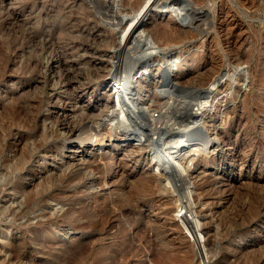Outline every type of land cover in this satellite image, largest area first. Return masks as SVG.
<instances>
[{"label": "rangeland", "instance_id": "1", "mask_svg": "<svg viewBox=\"0 0 264 264\" xmlns=\"http://www.w3.org/2000/svg\"><path fill=\"white\" fill-rule=\"evenodd\" d=\"M119 1L0 0V264H197L192 238L184 233L180 211L175 212L185 198L183 185L169 191L157 173L160 184L144 181L142 167L153 169L156 159L141 162L134 148L148 137L157 144L152 126L160 137L182 128L198 93L167 85L157 90L164 98L155 103L156 110L137 111L131 100L140 84H130L124 73L135 59L138 66L148 60L154 72L175 60L184 69L171 76L188 74L189 85L196 65L185 59L198 53L197 61L203 62L206 53L204 69L215 70L213 59L228 47L220 43L225 31L213 40L223 52L198 38L197 43L195 38L175 40L161 49L154 38L137 32L130 52L117 53L120 21L134 11L127 0ZM211 2V19L221 17L222 9L235 16L240 54L223 61L233 89L212 119L228 143L197 160L187 180L198 190L194 196L205 224L208 263L264 264V0ZM156 7L153 11L165 21L177 16L175 7V14ZM187 14L176 20L191 26ZM117 77L121 92L102 95ZM101 98L111 106L101 105ZM114 101L121 102L115 107ZM151 114L157 119L144 117ZM72 127L77 130L73 135ZM98 129L121 135L110 164L106 154L114 142L91 139L98 138ZM78 167L90 170L95 181L69 178ZM84 205L98 214L91 207L66 212ZM84 222L85 228L73 226Z\"/></svg>", "mask_w": 264, "mask_h": 264}, {"label": "bare ground", "instance_id": "2", "mask_svg": "<svg viewBox=\"0 0 264 264\" xmlns=\"http://www.w3.org/2000/svg\"><path fill=\"white\" fill-rule=\"evenodd\" d=\"M112 1L114 2L116 0H112ZM127 1L129 3H131L134 7V9H133L134 11L131 12L133 14V17H131V18L126 17L127 20L125 23L123 22L124 20L120 21L122 26H121V31H120V35H119L120 39L118 42L119 47L117 49V53L121 52V54H122V53H129L130 52V50H131L130 45H132L133 39H135V34L137 36V32H141V33L145 32L146 33L145 37L147 40L150 38V36L152 38H154L153 40H156L158 42L161 49H163L165 46L170 45L175 40H183V39H188V38H189V40H190V38H193V39L195 38L194 40L196 43L198 42L196 40V38L200 39L199 41L203 44L205 42H208L207 48L211 49V48H213V46H214V48L219 47L218 41H213L216 33L218 35V32L225 31L224 32V38L221 39L220 43L225 42V44L227 43L228 47H225V53H220L219 55L217 54L218 55L217 58L213 59L214 58L213 55L215 53L212 55V57H213L212 59L214 60V62H216L215 65H217V67L215 66L216 67L215 70L212 71V70L204 69L205 66L207 65V59L209 58L206 56V53L202 54L203 60H204L203 62L197 61L198 53H195V54L190 53V55L185 59V61H187V62L192 61L196 65V71H195L196 78L194 77L195 81L190 82L189 85L187 83L188 82V74H177V75L171 76V74L173 72H175V69H184V67L179 68L178 66L181 65L180 64L181 62L179 63L178 61H175V60L174 61L172 60L169 64H168V61H170V60H168L167 61L168 65L166 66V69H161L160 71L157 70V72H154V71H151L152 68H149L150 62H148V60L145 62H142L138 66L137 65L138 62H136V59L133 56V58L135 59V62H132L134 59L132 61L130 59L132 64H130L131 62L129 63L130 67L127 71V74L124 73V75H125L124 78H126V80L128 79L130 84H134L135 82H137V84H140L139 86L137 85V87H136V92H134L133 99H132L133 101L131 99H129V100H131V103L132 102L135 103V105L137 107L136 108L137 111H138V108L140 110H143L142 108L145 106H146V109L152 108V109L156 110V108L158 106L157 104L159 103V101L161 103L162 98H164L163 97L164 95L160 96L159 93L157 92V90L161 89V87L163 88L164 86H167V85H170L172 87L176 86V88H182L184 90H189V91L192 89L198 93L196 105L193 108L191 107L189 109L188 115L186 117H182V120H185L188 117L190 118V120H188L187 123H185L182 128H178L179 130H175V131H168V132L164 133L162 135V137H160L157 135L158 132H156L157 130L155 129V127L152 126V128H154V129H152V131H154V133H156L155 136L157 137V140L160 142V144L158 143V141H157L158 145L156 143H154L152 141L153 137L152 138L148 137L145 141L143 140L144 142L138 144V146H136V147L134 146L135 147L134 149H136L137 151H140V161L141 162H150V161L152 162L154 159H156L154 167H153L154 171H156V172H153V169H151V168L142 167L143 171H142L141 175L143 177V180L144 181L145 180H147V181L151 180V182L154 181V182H157L158 184H160L157 177L158 176L163 177L164 179H166L165 185L163 187H165V188L167 187V189H169V191L175 190L177 184H179L181 182V184L183 185V188H184L185 198H183L184 200H182L180 202V205L176 208L175 212L179 213V211H180V214L183 217L182 221L184 223H186L187 225L189 223H191L192 221H194L196 223H199L200 226L201 227L203 226V228H204L205 224L203 222V218L197 213L198 212L197 207H199L198 206L199 201L197 202V200L194 196V192H197L198 190L194 191V189H195L193 187L194 185L191 182H189V180H187V179L189 178L188 177L189 171L191 170L192 167H194L197 160L203 161L204 159H207L209 157L208 156L209 153H211L213 155H215L216 153H219V151L223 150L224 146L227 145V143H228L227 139L225 138L224 134L221 131V128H219V126L217 124L215 125L213 122L214 120L212 121V119L214 117H216L220 111L219 110L220 107L218 108L217 105L220 102L227 100L228 95L231 94L232 89H233V86H232L233 84L231 83V79L229 78L230 73L226 71V68L224 66L225 63L223 61L225 60V58H227L226 60L228 61L230 56H233L235 54H240V51L237 47V39H235L236 37L234 36V33H233L234 27L238 25V22H237L235 16L230 14V11H228V10L226 11L224 9L221 10V12H224V14H222L221 17L217 16V17L211 19L210 18V16H211L210 10L212 9V7H211V5H209L207 3V0H177L176 2H178V3L176 5L171 4V3L170 4L165 3V1H167V0H164V2L162 4H160V2H162V1L157 3V2H155V0H134V1L127 0ZM211 1L213 2L214 0H211ZM106 2H107V0H106ZM119 2H117V3H119ZM123 2H125V1H123ZM167 2H169V1H167ZM173 2H174V0H173ZM110 3H111V1H110ZM178 4H180L181 6H179ZM125 5H126V3H125ZM154 6H157V7L160 6L161 8H159V9H162V11H168L170 14L171 13L175 14V12H172L173 8L175 7L176 8V14H177L176 18L178 17V19L181 18L182 14L184 15L185 13H188L187 16L190 15V22L191 23H189V22H187V23L191 24V26L190 25H184V23H181L180 20L178 22L177 21L178 19L177 20H176V18L174 19L175 16L173 14H171L172 19L166 20V21L163 20L160 16H158V14H155V11H153L155 8L153 9L152 7H154ZM203 6L206 8H203ZM118 10L119 9H117L115 11H118ZM115 13H114V15L117 14L116 16H118V13H116V14ZM198 13L201 16H203L204 18H200V19L197 18ZM161 16H162V14H161ZM123 23H124V25H123ZM187 23H185V24H187ZM203 25H207L206 28H203ZM152 38H150V39H152ZM144 40H145V38H144ZM153 40H151V41H153ZM215 40H218V39H215ZM181 42H183V41H181ZM151 44H153V43H151ZM174 44L175 43H173V45ZM191 44H193V40H192ZM221 45H223V44H221ZM188 46H190V45H188ZM173 48H171V49L173 50ZM199 48L200 47H198V49ZM196 49H197V47H196ZM220 50H221V52H223L222 49H220V47H219V51ZM206 52H208V51H206ZM169 55H171V54L169 53ZM120 56L122 57V55H120ZM131 57L132 56L130 55V58ZM123 61H124V59H123ZM125 64L127 66L126 62H125ZM211 65H214V64H211ZM161 66H162V64H160L158 66V68H161ZM175 66H177V68ZM164 68H165V66H164ZM120 69L123 73L124 70H122V68H120ZM167 69H168V72L166 71ZM124 75L122 74L121 77ZM144 75H146L145 78L141 79V77H143ZM189 77H190V74H189ZM119 78H120V76H119ZM119 78L117 77L112 82V84L109 86L108 90L106 88L105 89L103 88L104 90H103L102 95H107L109 97L112 94H115L116 90H117L116 93L121 92L119 90H120V87L122 85L120 86L121 81H119ZM124 78L122 77L120 79L123 81ZM227 79H230V81L228 83H226ZM190 80H192V79H190ZM130 84H128V85H130ZM236 89H237V87H236ZM172 94H173V92L170 93V95H172ZM175 94H178V93L175 92ZM118 95H120V94H118ZM116 98H120V97L116 96ZM130 98H132V97H130ZM100 100L102 101L101 105H104L106 107L111 106L109 99H105L103 101V99L101 98ZM120 102H118V103H120ZM118 103H116L114 101V103H112V106L117 107ZM155 103H157V104H155ZM133 106H134V104H133ZM106 109H108V108H106ZM134 109H135V107H134ZM144 110H145V108H144ZM139 113H141V112H139ZM227 113H228V111H227ZM159 114H160V110H159ZM159 114H157V115H159ZM144 117L149 119L150 121L156 118L155 114H151V117H149L148 115H146ZM222 118H224V117H221V120H223ZM148 124L150 127V122H148ZM101 126H103V125H101ZM96 130H97V128H96ZM75 132H77L76 128L72 127L71 128V134L73 135V134H75ZM94 132H95V129H94ZM92 134H91V137H92ZM119 134L120 133H118V134L113 133L112 129H111V131L109 129L108 130L106 129L105 131L98 129V131L96 133H94V136H98V138H96V139L91 138L93 140H99L101 142V144H103V141H105L107 139V137H108V139L113 140L114 143H111V145H110V148H111L110 155L106 154V158L108 159V160H106L107 164H110V162H113V160H115V158H116L115 154L112 155V150L117 149L119 146L118 139H119V136H121ZM117 135H119V136H117ZM130 135H131V133H130ZM148 135H149V133H148ZM159 146H160V148H159ZM83 168H85V167H83ZM90 169H91V167H90ZM85 170L86 169H83V171H82V169L80 170V168L78 167V172H76V173L71 172L72 174L69 175L70 176L69 178H73V179L77 178V177L80 178L79 175H81V180L86 179L87 182L88 181L94 182L95 181V179L93 178L94 175L92 173H89L90 170L88 171V173L86 172L87 170L86 171ZM91 170H93V169H91ZM155 173H157L158 176H156ZM86 184H88V183H86ZM161 185H162V183H161ZM156 187H157V185H156ZM163 187L158 185V188H160V189H162ZM170 194H171V192L169 193V196H170ZM197 195L200 196L198 193H197ZM160 198H163V195ZM200 198H199V200H201ZM107 204H106V206H107ZM85 207L89 208L91 206L84 205L83 208H77L75 206H71L68 208V210L66 212H67V214L68 213L72 214L75 212L81 213V211ZM92 208H93V212H95L97 210V208H95V207H91V209ZM178 208H179V210H178ZM95 214H96V212H95ZM78 217H80V216H78ZM94 217H95V215H94ZM86 218L88 219L89 216L88 217L86 216ZM82 220H83V218H82ZM73 221H72V223H73ZM75 222H77V221H75ZM111 222H112V220H111ZM87 225H88L87 222H84L83 224H78V223L73 224V226H75L76 228H81V229L85 228ZM192 232H193V235H194V232L196 234H198V230H196V229H193ZM201 233H202V231H201ZM202 235H203V233H202ZM204 240H205V245H206V238L205 237H204Z\"/></svg>", "mask_w": 264, "mask_h": 264}, {"label": "built area", "instance_id": "3", "mask_svg": "<svg viewBox=\"0 0 264 264\" xmlns=\"http://www.w3.org/2000/svg\"><path fill=\"white\" fill-rule=\"evenodd\" d=\"M181 226H182V228L184 230V233L186 234V232H187L188 235L191 236V238H192V240L191 239L190 240L194 244V249L196 251L197 264H209L208 263V256H207V253H206L205 240H204V237H203V235L201 233L202 228H201L200 224L192 221L188 225L186 223H182ZM193 229L198 230V234H196L194 232V235H193V232H192Z\"/></svg>", "mask_w": 264, "mask_h": 264}]
</instances>
